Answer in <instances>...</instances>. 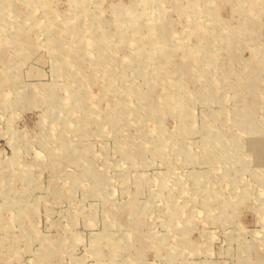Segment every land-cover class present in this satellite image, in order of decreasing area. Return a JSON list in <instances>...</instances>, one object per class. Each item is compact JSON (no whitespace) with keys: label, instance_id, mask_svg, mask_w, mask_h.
<instances>
[{"label":"rangeland","instance_id":"374dc122","mask_svg":"<svg viewBox=\"0 0 264 264\" xmlns=\"http://www.w3.org/2000/svg\"><path fill=\"white\" fill-rule=\"evenodd\" d=\"M238 1L217 3L245 44L236 65L246 74L244 58L262 63L264 0H255L252 26L225 12ZM160 9L177 59L185 48L199 56L206 48L204 65L219 89L212 97L198 92L206 76L163 77L160 58L140 54L143 39L130 20L146 34L161 25ZM212 10L211 0H0V264H264V64L244 80L225 72L224 32ZM102 32L111 39L106 50ZM120 33L133 39L122 42ZM153 40L160 46L157 34ZM59 44L72 51L75 70L99 74L90 103L76 100L79 82L67 74ZM115 49L130 62L116 63ZM150 88L158 97L148 105L139 93ZM245 96L260 124L250 135L237 121ZM212 124L232 129L217 137L237 140L233 152L211 136ZM243 146L250 159L240 156ZM90 167L104 186L88 176ZM198 176L210 180L203 185Z\"/></svg>","mask_w":264,"mask_h":264},{"label":"bare ground","instance_id":"6f19581e","mask_svg":"<svg viewBox=\"0 0 264 264\" xmlns=\"http://www.w3.org/2000/svg\"><path fill=\"white\" fill-rule=\"evenodd\" d=\"M150 1H153L154 3L155 2L157 3L158 0H150ZM255 6H256L255 5V0H246V1L239 0L238 3H236V4L234 3V5H232V6L231 5H229V7L226 6L225 9H227V10L225 12L227 14H229L231 12L228 11V10H231V11L243 14V18L248 21V25L252 26V25H254L257 22V15H256L257 13L254 11ZM211 7L213 9L212 10V16H211V21L213 22V25L215 26V28H217V27L219 28L220 27L222 29V31L224 32L223 47L225 49H224V53L222 54V58L227 61L224 64L225 72L236 75L237 78H240V80L241 79L244 80V78L248 79L250 76H252L253 71H255L256 69H262V65L261 64H264V51L262 53L263 57L260 60L262 63H260V67L259 68H257L254 65L250 64L251 56H248L247 58H244L245 59L244 65H247V67H248V69L246 71V74L243 73L244 72L243 70H242L243 72H241L239 65H236V62L239 63V60H240V57L237 54L238 53L237 50L240 47L243 48L245 46V44H243L241 42V39H240L239 36L235 38L236 35L233 36L234 31L232 30V32H230L231 31L230 30L231 27L228 26L226 23H224V21L225 22L227 21V19H226L227 17L224 16L223 14H221V12H220L221 9L218 8L217 0H211ZM121 13L124 14V15L128 14L127 11H123V12L121 11ZM160 15L161 16H158V17L161 19V25L158 26L159 27V32L158 33L154 32L156 30V28H158V27H155L156 25L152 24V25H150V28L148 29L147 33L144 34L143 32L140 31L141 26H140L139 21H137L136 19L135 20L134 19L130 20L131 27H132L133 31L135 32V36L137 35L138 38L142 37V39H143V43H142V46H141L142 48H141L140 54L159 57L160 58V62L162 61V63L160 65L157 62V64H158V66H157L158 70L157 71L163 77L165 75L169 76L171 74V72H176L177 74H179L180 81L183 82V78L185 79V77L188 76V75H192L193 74L195 76H206L207 82L209 83V85L207 87H204V86L201 87L198 90V92H201V93L203 92L204 94H206L207 96H210V97H212L215 93H218L219 92L218 82L213 76L210 75L208 68L204 65L203 57L207 53L206 48L202 49V52H201L202 54H200V56L195 54L193 52L192 48H190V47L189 48H185L184 49V56H179V59H177L178 55H176V51L173 50L175 45H174L173 41H171V38H170V36H171L170 35V31H169L170 27H169V20L166 17V15H167L166 10L165 9H160ZM74 27L76 28V26H74ZM193 30H194V36H196V37H198L200 39H202L204 37L205 33L203 31V28L200 25H197L196 22L193 24ZM118 33L119 32H117V34ZM156 34L160 37V46H157V48H154L153 47L154 46L153 45L154 44L153 36L156 35ZM100 36H101L100 37V41H101L104 49L106 50L107 47H111V44H110L111 39H110L109 34L107 32H102ZM118 37L122 39V42L125 41V42H128V43L130 42V40L133 39L132 36H129V35L125 34V33H120ZM191 37H192V35L188 36V38H191ZM54 42L55 43L56 42L60 43L61 40L57 36L56 39L54 40ZM77 45H79V47L83 49L82 41L80 40V38H79V41H77ZM57 46H58L59 52L63 55L62 59L64 60V63H65V67L64 68L67 69V74L70 73V75L72 77L76 78L78 80V82H79L78 90L75 91L76 92V100L82 102L83 104L84 103H90V99H92V95H93L92 94V90H91V83L93 81H95L97 78H99V74L94 72V73H90L91 75L90 74L88 75V74H85L84 71H82V70H80V72L78 70H75L73 68L74 60L72 58V51H70V49H68V48H65L64 45H60L59 44ZM115 51H116V49H115ZM116 52H115L114 55L112 54V56H111V57L115 58L116 63H122L123 61L124 62L125 61L126 62L127 61L130 62V60H128L129 59L128 56H123V55L120 56L118 54V52L117 53ZM253 52L254 51H252V54H254ZM84 54L87 57H89V55H90V53L87 52V51H84ZM139 63H140V67L142 69L143 68L144 69L148 68L147 63H145L143 61H140ZM219 73H221V72H219ZM180 84H182V83H180ZM247 85H249V89L252 91V93H253V91H256V85H255V82L253 81L252 78L250 79V82L247 83ZM117 86H118L117 87V93H118L119 89H120L118 83H117ZM155 92L156 91L155 90L153 91L152 88H150V89H148L146 91H140V93H139L140 101H144L143 100V98H144L146 100L145 102H147L146 104H148V105L153 104V102L156 100V97H158V96H154ZM185 96H186V99H190V93L189 92H186ZM164 98H165V101H167V102L168 101H172L174 99V93L173 92H171V93L169 92L168 94L164 95ZM56 103H58L57 99L56 98H52L51 99V104H56ZM124 103H125V101L120 98V101L117 102V106H123ZM141 105H142V103H141ZM252 105H253L252 103H249V98H247L245 96V106H244L243 110L241 109V112L239 113V117H238V120H237L238 124L241 125L243 128H245L248 131L249 135H250V133H252L251 132L252 128L256 127L255 125L260 126L259 122L252 115V113L254 111V108H253ZM182 108L186 111L187 107H186V103L185 102L183 103ZM212 116L213 117H218V114L213 113ZM244 124H246V125H244ZM214 127H216V126L213 125V124L211 126L209 125V127H208V130L210 131L211 136L213 135L212 137H215V136L217 137V133H218L219 137H221V136L224 137L226 135H232L233 134L231 128L229 129L230 131L229 130L224 131L223 130V126L218 127L219 129L216 127L217 130H215ZM152 132H153V130L149 129L147 131V134L150 135V134H152ZM157 137H159V140H161V142H164L163 137H161V136H157ZM217 140L219 142L224 143L223 144L224 148L229 153L233 152V150H234L233 146L237 143V140L231 141V142H225L221 138H218ZM219 142H215L214 144H217ZM122 150L123 151L126 150L128 156L132 160H134V158L137 156L136 155L137 151L134 150L133 148H131L129 150L128 149H125V150L122 149ZM179 150H181V152H183L184 155L187 156V157L193 158V157L196 156V155H194L195 152H192L190 150H186V149H183V148L179 149ZM246 150H247L246 146H243V148H239V151H242V153L240 152L241 153L240 156L243 159H250V156L247 154ZM83 157H84V155H83ZM78 161H81V160H78ZM86 170H87L88 176L91 179L95 180L98 183L101 182V183H99L100 186L97 184L98 187L104 186V184L102 183V181L104 179L101 178L102 176L94 168L90 167V168H87ZM79 178H80V176L71 178V180L73 182H75L74 183L75 186L80 184V183H78L79 182L78 180H80ZM197 178H198L197 182H199L200 184L203 183V185L207 184L209 182V180H210L209 176H202V177L198 176ZM59 189H60V187H59ZM129 206L133 207V205L132 206L129 205ZM137 210H138V207H135V208L133 207L131 209V211H130L131 215H133V213H134V216H136ZM175 262L176 261H174V262L170 261L167 264H175ZM179 264H182V262H179Z\"/></svg>","mask_w":264,"mask_h":264}]
</instances>
